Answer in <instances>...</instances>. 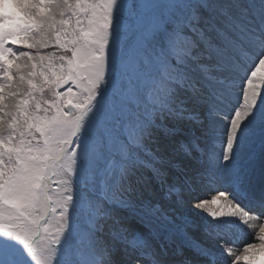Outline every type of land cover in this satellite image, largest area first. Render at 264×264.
<instances>
[{
  "label": "snow or ice",
  "instance_id": "obj_1",
  "mask_svg": "<svg viewBox=\"0 0 264 264\" xmlns=\"http://www.w3.org/2000/svg\"><path fill=\"white\" fill-rule=\"evenodd\" d=\"M0 264H264V0H4Z\"/></svg>",
  "mask_w": 264,
  "mask_h": 264
},
{
  "label": "rangeland",
  "instance_id": "obj_2",
  "mask_svg": "<svg viewBox=\"0 0 264 264\" xmlns=\"http://www.w3.org/2000/svg\"><path fill=\"white\" fill-rule=\"evenodd\" d=\"M4 3V0H0V4H3Z\"/></svg>",
  "mask_w": 264,
  "mask_h": 264
}]
</instances>
